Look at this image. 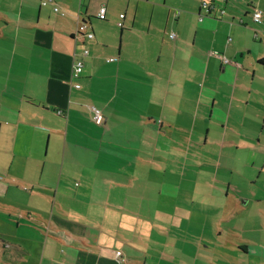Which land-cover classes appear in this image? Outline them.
I'll list each match as a JSON object with an SVG mask.
<instances>
[{"label":"crops","instance_id":"obj_1","mask_svg":"<svg viewBox=\"0 0 264 264\" xmlns=\"http://www.w3.org/2000/svg\"><path fill=\"white\" fill-rule=\"evenodd\" d=\"M55 1L0 0V264H264V0Z\"/></svg>","mask_w":264,"mask_h":264},{"label":"built area","instance_id":"obj_2","mask_svg":"<svg viewBox=\"0 0 264 264\" xmlns=\"http://www.w3.org/2000/svg\"><path fill=\"white\" fill-rule=\"evenodd\" d=\"M40 5L43 7L51 5V6H53L54 12L59 11V8L56 5V2L54 0H40ZM201 6L208 10V9H210L211 4H209L207 2V0H202ZM105 14H106L105 8L102 7L101 9H99V11L96 15V18L98 20L103 21L105 19ZM121 17H123V16H121ZM252 19L255 23H258V24H260L264 21L262 13L258 10H255L253 12ZM76 32H77L78 38L80 40H92L94 38L93 31L84 22L78 24ZM170 38L173 39L174 34H171ZM88 54H89V51L84 48L80 55H74L72 72H71V75L73 78H77L81 74V72L83 70V66H84V60L83 59L85 57H87ZM224 62H227V61L224 59ZM93 114H94L93 115V121L95 123H100L101 120H103V117H102L100 111H98L97 109H93ZM115 256L119 260L122 259V253L120 251L115 252Z\"/></svg>","mask_w":264,"mask_h":264},{"label":"rangeland","instance_id":"obj_3","mask_svg":"<svg viewBox=\"0 0 264 264\" xmlns=\"http://www.w3.org/2000/svg\"><path fill=\"white\" fill-rule=\"evenodd\" d=\"M3 196H4V194H2L0 191V197H3ZM11 229H12V226H10L9 222L7 221V216L6 215L0 216V234H2V233L10 234ZM246 238H247V236L245 235L244 239L246 240ZM228 239L230 240L231 238H228ZM122 259H120V260H122Z\"/></svg>","mask_w":264,"mask_h":264},{"label":"trees","instance_id":"obj_4","mask_svg":"<svg viewBox=\"0 0 264 264\" xmlns=\"http://www.w3.org/2000/svg\"><path fill=\"white\" fill-rule=\"evenodd\" d=\"M259 65H261L264 68V59L259 62Z\"/></svg>","mask_w":264,"mask_h":264}]
</instances>
